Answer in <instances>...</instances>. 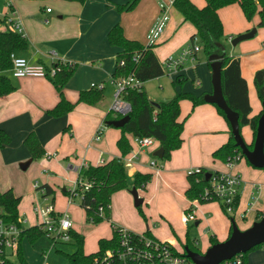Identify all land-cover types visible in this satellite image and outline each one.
Here are the masks:
<instances>
[{"label": "crops", "instance_id": "crops-1", "mask_svg": "<svg viewBox=\"0 0 264 264\" xmlns=\"http://www.w3.org/2000/svg\"><path fill=\"white\" fill-rule=\"evenodd\" d=\"M126 1L85 0L83 4L62 0H13L11 2L13 17L19 20L27 42L24 51H13L12 53L26 59L32 65L42 64L50 67L58 62L74 65V73L62 89L64 97L71 103L77 102L80 92L88 91L99 83L103 85V88L99 90L101 100L96 105L78 103L67 115L52 118L47 115V111L55 107L59 101V95L50 80L15 79L11 76L10 69L4 72L0 70V75L7 77L14 88L11 93L0 97V130L10 137V143L0 149V193L11 190L13 195L20 199L19 206L21 202H24L22 205H27L31 195L28 192L32 185L31 180L28 179L23 184L24 181H21L22 177L19 176L20 171L29 169L36 161L31 159V155L24 145V140L30 133L36 135L44 150V155L37 160L43 164L45 170L41 174L45 183L40 185L49 186L53 194H55L56 188L63 193L68 185L75 182L76 167H79L83 162L91 166H98L101 159L108 162L121 156L116 145L121 136L120 130L108 127L104 123L106 115L110 112L115 92V87L110 80L116 71L117 55L122 51L118 47L110 46L107 41V33L113 26L119 25L126 39L137 41L145 46L146 34L160 13L159 3L169 5L170 2V0H139L132 11L117 13L114 6L122 5ZM191 2L198 8L205 5L204 0H191ZM48 3L53 4L52 8L47 7ZM46 9H50V12H46ZM7 12L4 3V7L0 10V16ZM218 16L222 23L223 35L229 42L228 46H225L226 56L239 60L241 75L247 84L251 107L252 87L255 92L254 75L260 70L264 72V28H256L257 16L248 22L238 4L220 9ZM253 28L256 29V33L252 39L243 41L234 47L230 45L231 39ZM194 33V27L190 23L184 22L180 14L171 6L169 21L157 44L151 50L161 64L168 56L176 55L187 45ZM201 53L202 51L196 55V60L190 66L185 68L184 64L175 71L163 72L161 77L153 80L159 81L168 75L171 77L170 81L175 95L189 93L195 97L203 96L204 98L205 95L212 93L211 68L207 57L204 54V57H200ZM169 99L164 98L155 103L168 102ZM257 101L259 102L258 99ZM261 110L262 108L255 114L251 112L250 116H256ZM178 122L183 123L181 147L171 153L164 165L157 162L161 168L158 175L154 174V170L149 165L153 158L152 153L156 150L138 149L132 143L133 136L126 135L131 151L136 153L131 165L126 167V172L128 182L131 184L134 174H151L150 182L145 185L146 187L144 186V192H151L149 187H152L153 190L146 204L150 206L156 204L155 199H157V192L160 190L159 200L162 199V196H174L180 200L177 211L182 216L189 207V201L185 197L188 188L187 172L194 168H201L210 173L228 171L224 162L215 160L212 154L228 141L231 133L228 123L218 114L214 105L208 103L192 108L190 101H180ZM103 124L105 127L101 137L95 141L94 133ZM125 158H129V154ZM28 161L30 164L25 170H22L20 164ZM239 163L232 169V172L239 176L240 171L242 173L249 172L245 166H241ZM56 172L61 174L60 178L52 177ZM241 180L240 190L242 189L244 193L250 191L251 195L253 191L260 192L263 205L264 187L250 183L248 180ZM147 186H149L148 189ZM164 188L167 191H164ZM254 201L257 202L258 197ZM47 202L48 199L44 200V203ZM255 202L249 206L254 207ZM33 203L32 205H34ZM240 203L241 195L237 213L245 211L248 213L249 209L240 210ZM72 204L67 202L66 212L69 213ZM19 206V218L28 219V212L19 210ZM255 208L256 211L249 212L256 214L252 220L253 223L259 220L257 213L263 209V206L260 209L257 206ZM219 209L221 210L217 203H208L201 208L198 204L195 212L196 221L190 223L196 228L203 226L201 233L208 241L209 234L214 236L218 242L225 241L229 236L230 227L221 224L220 219L212 220V223L210 219L208 220L210 212L214 213L216 218L220 217ZM159 212L161 220L168 222L170 236L160 240L157 233H152L153 236L155 235L154 239L174 242L182 246L184 243L177 237L179 232L176 231V228H172L174 224H172L170 212H166L163 208ZM109 217L111 218L108 220L110 228L112 224L120 223L119 216L111 207V200ZM216 222L220 223L219 230L214 229ZM180 224L183 229H186L185 235L187 236L189 224H182L181 217ZM32 225L35 226L34 222ZM211 228L214 230V234L211 233ZM71 230L80 234L75 230L73 223ZM146 230H149L148 227ZM112 232L110 236L99 238L97 244L100 239H110ZM194 242L198 245L197 240ZM83 251L86 255L91 254L85 251L84 246ZM48 252L49 250L44 251V255H47ZM245 259L246 264H264V250L252 251L247 254Z\"/></svg>", "mask_w": 264, "mask_h": 264}, {"label": "trees", "instance_id": "trees-1", "mask_svg": "<svg viewBox=\"0 0 264 264\" xmlns=\"http://www.w3.org/2000/svg\"><path fill=\"white\" fill-rule=\"evenodd\" d=\"M12 2L13 0H5ZM31 1H47V0H31ZM67 2H76L83 4L85 0H62ZM205 5L202 8L196 7L191 0H173V8L180 14L184 22L190 23L195 30V33L190 37L189 44L191 45L197 39L198 45L202 53L207 57L220 54L218 44H223L224 40L223 27L218 16V11L232 4H238L244 18L250 22L257 16L258 23L256 28H264V0H204ZM139 0H127L122 5H115L114 10L117 13L132 11ZM9 8H13L9 3ZM107 41L112 47H118L122 51L117 55V63L124 61V67H116V71L112 79L119 77H127L130 73H134L136 80L142 83L140 89H127L123 93V100L129 103L131 112L129 113V121L119 128L121 136L116 145L120 152L119 158H113L103 165L91 166L82 168L79 172V179L83 182L90 183V188L81 193V197L77 200L78 206L84 211L85 218L88 223L97 224L103 218L109 216V207L111 196L121 190L128 188V176L126 167L122 161L131 150V146L126 138V135L133 137H152L158 143L159 147L163 148L164 154L161 160L167 161L171 152L179 149L182 144L183 123L178 122L180 114V101L188 100L191 102L192 108L200 104H204L202 97H195L189 93L176 94L170 101L158 103V106L153 105L143 88L145 82L161 77L163 69L152 50H144V46L137 41L128 40L124 37L122 28L119 25L113 26L107 33ZM27 47V42L24 37L14 32L0 33V70L8 71L11 67L10 54L13 51H24ZM140 55V61L135 64L132 60L134 55ZM74 65L61 66L60 70L53 78H48L54 85L59 101L55 107L47 111V115L52 118H60L70 113L76 104L84 103L90 106L96 105L101 100L100 91L92 88L88 91L79 93L76 103L69 102L63 95L62 89L72 77L74 73ZM256 97L260 104H264V72L257 71L253 79ZM221 86L224 99L228 107L236 112L239 116L238 123L241 130L242 127H248L255 138L256 126L262 110L256 116L251 117V107L248 97V88L245 79L241 75L240 63L238 59L224 56L222 60L221 70ZM14 90L9 79L0 75V97L11 93ZM216 111L227 122L223 112L217 108ZM120 119L113 117L109 112L105 117V122ZM228 123V122H227ZM229 126V124H228ZM10 143V137L0 130V149ZM24 145L29 151L32 160L40 159L44 155V150L41 147L34 133H30L24 140ZM247 147L251 150L253 144ZM240 150L235 146V142L230 135L228 141L220 148L213 152L212 157L215 160L225 162L228 157L239 153ZM206 170L201 169L200 174L187 176L188 188L185 192V197L188 200L199 198L204 188L209 182L205 181ZM211 174V173H210ZM151 180V174L136 173L133 176V188L143 189L144 186ZM42 190V198L52 196V190L47 185H42L37 188ZM65 196H68V191H63ZM20 199L15 197L11 190L0 193V207L5 211V218L10 223H17L19 219L18 206ZM238 203H236L237 205ZM102 207L104 212L99 214L98 208ZM141 207V206H139ZM137 207V208H139ZM264 216L263 209L257 213V219ZM233 221V219L231 218ZM232 228L230 227L229 235ZM70 242H73L75 250L71 254L65 255L69 264H92L94 257L104 252L106 249L115 246L118 238L116 231L112 232L110 239H100L98 241V250L94 253L86 255L83 251L84 238L82 235L73 230L68 232ZM144 236L153 238L149 231L143 233ZM44 236V233L33 226L23 231L21 235L20 248L18 252L17 264H28L22 255L21 243L24 238L30 243L35 242L38 238ZM229 237V236H228ZM210 246L218 243L214 236L209 237ZM187 246L191 251L200 253L196 249L194 241L186 236V242L182 247ZM258 246L250 252L261 249ZM248 252V253H250ZM243 255V262L246 264V256Z\"/></svg>", "mask_w": 264, "mask_h": 264}, {"label": "built area", "instance_id": "built-area-1", "mask_svg": "<svg viewBox=\"0 0 264 264\" xmlns=\"http://www.w3.org/2000/svg\"><path fill=\"white\" fill-rule=\"evenodd\" d=\"M5 6L8 10L7 14L0 16V33L14 32L24 37L20 22L13 17V8H9V3L4 0ZM173 6V0H170L169 5L159 3L160 13L146 34V42L144 50L152 49L161 37L168 21L169 9ZM50 12V9H46ZM201 51L197 39L185 48H182L176 55L168 56L162 63L163 72L170 70L175 71L188 61L192 63L196 60V55ZM141 59L140 55H134L133 62L137 64ZM10 73L15 79L24 78H39L48 79L53 78L60 70L61 66L71 65L67 62H58L56 65L46 67L42 64H30L26 59L16 56L14 53L10 54ZM124 61H119L117 66L124 67ZM111 84L115 87L114 99L111 105L110 112L113 117H124L129 115L131 107L129 103L125 102L122 98L123 93L127 89H140L142 83L136 80L134 73H130L127 77H119L110 80ZM97 90H101L103 85L101 83L92 86ZM105 124L100 126L94 133V140L100 139ZM157 141L152 137H133L132 143L138 149H151ZM129 158H122L125 167L131 165V161L135 159L136 153L130 150ZM157 158H152L149 165L154 170V174L158 175L161 168L157 165ZM243 159L241 152L228 157L224 162L228 171L226 172H213L210 174L208 180L209 184L204 188L199 198L188 200L189 207L184 211L181 216V223L188 225L196 221V208L198 204L217 203L224 214H235L239 206L240 187L242 185L241 177L232 172V169ZM106 162L100 160L99 164L103 165ZM89 164L83 162L79 167H76V180L72 187L67 188L68 191V204L74 203L81 197V193L90 188V183L83 182L79 179V172L82 168L88 167ZM201 168L189 170L187 176L193 174H200ZM35 189L39 188L35 184ZM254 189L256 187L254 186ZM40 194H43L42 190ZM42 198V197H41ZM47 201L48 197L43 198ZM236 203H238L236 205ZM100 215L103 214L104 209L98 208ZM247 211L240 213V218L244 219ZM33 214L37 220L36 227L44 233V236L51 242V248L57 243H69L70 236L68 232L72 229L71 216L68 212L56 213L52 201L39 206L33 207ZM5 211L0 207V264H17L18 252L20 248V240L23 231L25 230L24 224L26 220L19 218L17 223H10L5 218ZM112 231L118 234L115 246L106 249L93 258L92 264H193V262L185 256L182 246L174 242L159 241L154 238H149L143 234L132 233L123 228L111 225ZM264 250V245L261 247ZM243 255L238 254L232 259L224 261L220 264H244Z\"/></svg>", "mask_w": 264, "mask_h": 264}, {"label": "rangeland", "instance_id": "rangeland-1", "mask_svg": "<svg viewBox=\"0 0 264 264\" xmlns=\"http://www.w3.org/2000/svg\"><path fill=\"white\" fill-rule=\"evenodd\" d=\"M53 4L48 3L47 7L52 8ZM4 7L3 0H0V10ZM224 46H228L229 42L226 41V38L224 37V40L222 41ZM189 45V42L187 45H185L183 48L187 47ZM200 57H204L203 53L200 54ZM192 61H188L185 63L184 67L190 66ZM171 77L168 75H165L163 78H161L159 81L157 80H151L144 84L145 92L148 96V98L152 102H158L159 100H162L164 98H170L171 100L174 96V90L173 86L170 81ZM163 88V90H161ZM251 108L252 112L255 114L259 109L262 108V105L257 101L255 92L253 90V87L251 88ZM152 98V99H151ZM240 134L244 140V142H248V145H251L254 143V136L251 130L248 127H242L240 130ZM250 140V141H249ZM158 147V148H157ZM159 149V143L156 142L153 150ZM152 151V150H151ZM172 153V152H171ZM171 155V154H170ZM38 160V159H37ZM35 161L31 167L25 171H20L19 176L22 177L21 181H24L23 184L29 179L31 180V187L29 188V193L31 194L28 198L29 202L27 205H22L24 202H21V205L19 206V210H24L28 212V219L26 218V223L24 224V228L27 229L29 227H32V223L34 222V225H36L37 221L33 220L36 219L33 214V207L39 206L44 203V199L41 198L40 191L35 190V184L37 182L38 186H41L40 184H44V177L41 175L43 174L44 168L43 164L39 161ZM156 161L159 164H163L166 161L156 159ZM241 166H245L249 172L242 173L240 171V176L243 181L248 180L250 183H256L261 185V187H264V169H256L252 166H250L245 158L241 160L239 163ZM219 166V164H217ZM220 168V167H219ZM195 169V168H194ZM190 170V169H189ZM52 177H55V179L60 178L61 174L54 173ZM35 183V184H34ZM34 184V186H33ZM148 184V183H147ZM146 184V185H147ZM72 187V185H68L67 188ZM146 187V186H145ZM149 186H147L148 189ZM2 188V187H1ZM133 188L132 184L128 182V188L122 191H119L115 193L111 197V207L113 211L119 216V222L115 224L117 227L123 228L125 230H128L132 233L136 234H143L146 231V227H148L149 234L154 238L153 234L157 233L160 240H164L170 236L169 234V226L168 222H164V220H161L160 216L161 213L159 210L163 208L166 210V212H170V218L172 221V228L179 232L177 237L180 239L182 243L186 242V235L185 230L180 224V217L179 211H177V208L180 206L179 202L180 200L178 198H175L174 196H162V199L159 200L160 190L157 192L158 196L157 199H155V203L152 206L147 205V199L150 198L152 195L153 190L152 187H149L150 191H145V188L140 190L138 189V194L141 199L144 200V203L141 205V207L137 208L134 206L133 198L130 195L129 191ZM164 191H167V189H163ZM165 193V192H164ZM250 191H242L240 190L241 195V203H240V210L245 211L249 209L246 219H241L239 212L231 215H226L219 209L220 217H217L214 215V213L210 212V218L208 217V220L210 219V222L212 223V220L218 221L220 219V223L227 225L228 228L231 227V218L237 225V227L243 231L248 229L251 224L253 223L252 220L256 216L255 213H249L251 211H256V206L258 209L261 208L263 199L260 194V192L253 191L252 195L250 194ZM258 197V201L255 202L254 200ZM54 198V199H53ZM24 200V199H23ZM53 200V201H52ZM67 196H65L60 189L56 188L55 194L48 197V202L52 201V204L54 206V211L56 213H62L66 209L67 205ZM32 202H34L32 205ZM255 202L254 207H250L249 205ZM203 205L206 204H199L200 208ZM71 221L74 225V228L77 232H79L84 237V249L87 253H94L98 250V244L97 240L99 238L110 236L112 229L110 228L109 221L111 218L109 216L102 219L101 222L97 224H91L86 221L85 214L83 210L78 206V201L75 200L72 204V207L69 210ZM207 213V212H206ZM20 214V212H19ZM218 222L214 224V229L219 230L220 226ZM202 230L203 226H200L198 228L194 227L193 224H189L188 231V238L192 241L197 240L198 245L196 246V249L200 253H204L210 246V242L207 240L206 237L202 236ZM212 231V232H211ZM211 233L214 234V230L211 228ZM153 233V234H152ZM169 233V234H168ZM172 235V234H171ZM174 236V235H172ZM211 234L208 235L210 237ZM159 240V241H160ZM22 248V255L25 261L28 264H69L67 258L65 255L73 253L75 250L73 246V242L69 243H57L53 248H51V242L47 237L42 236L38 238L35 242L30 243L28 239L24 238L21 243ZM51 248V249H50ZM49 250L47 255H44V251ZM259 250V249H258ZM261 250V249H260Z\"/></svg>", "mask_w": 264, "mask_h": 264}, {"label": "water", "instance_id": "water-1", "mask_svg": "<svg viewBox=\"0 0 264 264\" xmlns=\"http://www.w3.org/2000/svg\"><path fill=\"white\" fill-rule=\"evenodd\" d=\"M255 33L256 29L253 28L244 34L238 35L230 40V45L234 47L243 41L250 40L255 36ZM217 46L219 47L220 54L211 55L207 59L211 68L212 93L204 96V102L215 105L223 112L229 124L230 133L235 142V146L240 150L247 163L256 169H264V104H262V113L257 121L253 148L250 150L240 134L238 123L239 116L228 107L223 96L221 70L222 60L226 55V49L223 44H218ZM153 105L155 107L158 106L157 103H153ZM129 118V115H126L120 119L107 121L106 126L115 129L122 128L129 121ZM163 154L164 150L160 147L152 153V157L161 160ZM29 164L30 161L21 163L20 168L25 170ZM209 178L210 173H207L205 175V181H208ZM130 194L133 198L134 206H141L143 199L138 196L137 190L132 188ZM231 228V234L225 241L211 245L204 253L193 252L187 246H184L183 250L185 256L190 259L193 264H220L232 259L238 254H246L252 249L264 245V216L258 221H255L244 231H241L235 222L231 220Z\"/></svg>", "mask_w": 264, "mask_h": 264}]
</instances>
